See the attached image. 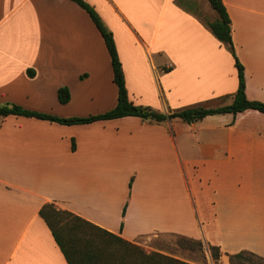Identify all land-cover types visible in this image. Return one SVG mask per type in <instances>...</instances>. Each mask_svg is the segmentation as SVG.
Returning a JSON list of instances; mask_svg holds the SVG:
<instances>
[{
	"label": "crops",
	"instance_id": "0c3cea01",
	"mask_svg": "<svg viewBox=\"0 0 264 264\" xmlns=\"http://www.w3.org/2000/svg\"><path fill=\"white\" fill-rule=\"evenodd\" d=\"M84 1L113 33L135 105L168 115L232 103L235 58L206 24L217 18L208 0ZM222 1L247 98L264 103V0ZM117 103L106 44L82 7L0 0V107L66 119ZM179 120L0 116V264H68L40 216L46 204L189 264H213L210 246L222 253L218 264L242 251L264 258V114ZM165 237L199 242L205 258L154 244Z\"/></svg>",
	"mask_w": 264,
	"mask_h": 264
},
{
	"label": "trees",
	"instance_id": "16d2710c",
	"mask_svg": "<svg viewBox=\"0 0 264 264\" xmlns=\"http://www.w3.org/2000/svg\"><path fill=\"white\" fill-rule=\"evenodd\" d=\"M82 7L91 17L100 31L111 58L114 82L118 87L117 106L104 114L85 118H59L53 115L40 114L25 110L17 105L6 104L0 107V116L11 115L34 117L64 125L91 124L97 121L114 120L123 117H138L143 122H164L168 119H180L192 124L208 116L232 114L238 115L248 110L264 114V103L252 101L246 95V76L244 66L236 56L232 41V22L222 0H208L217 13V19L207 22L213 35L225 45L235 58L238 71L239 86L237 92L230 96L232 103L217 108L202 106L186 107L168 115L149 107L137 106L129 99L125 76L120 61L113 33L106 27L96 10L84 0H71ZM59 101L67 104L70 93L67 88L58 92ZM229 98V97H228ZM73 149L75 146L73 144ZM40 216L46 222L64 254L68 264H189L176 258L158 252L147 253L141 246L124 240L105 229H102L75 214L59 209L55 204H46L40 211ZM187 244L200 245L199 242L182 238ZM212 260L219 262L222 253L218 247H209ZM231 264H264V258L249 251L229 255Z\"/></svg>",
	"mask_w": 264,
	"mask_h": 264
},
{
	"label": "rangeland",
	"instance_id": "374dc122",
	"mask_svg": "<svg viewBox=\"0 0 264 264\" xmlns=\"http://www.w3.org/2000/svg\"><path fill=\"white\" fill-rule=\"evenodd\" d=\"M211 12L214 13V16H215V14H216L215 11L212 10ZM205 19H207V17ZM215 19H217V18H215ZM178 110H180V109H178ZM178 110H176V111H178ZM163 239H164L165 242L162 243L161 240H163ZM154 244L156 246H159V247H161L163 249H166V250H168V251H170L172 253H176V254H178V253L179 254L180 253H182V254L201 253L203 255V257L205 258L204 250L202 249L201 245L187 244V243H185L182 240V238H179V237L160 238L156 242H154ZM213 264H218V262L213 260Z\"/></svg>",
	"mask_w": 264,
	"mask_h": 264
}]
</instances>
